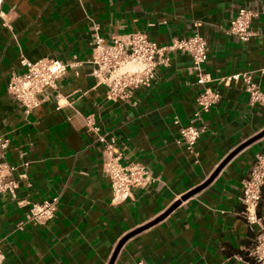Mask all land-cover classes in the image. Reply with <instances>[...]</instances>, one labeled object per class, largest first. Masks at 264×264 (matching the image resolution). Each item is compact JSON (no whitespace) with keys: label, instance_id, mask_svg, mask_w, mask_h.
I'll return each mask as SVG.
<instances>
[{"label":"crops","instance_id":"obj_1","mask_svg":"<svg viewBox=\"0 0 264 264\" xmlns=\"http://www.w3.org/2000/svg\"><path fill=\"white\" fill-rule=\"evenodd\" d=\"M242 8L258 14L246 42L224 33ZM1 9L0 137L19 182L17 199L0 194L3 264H248L258 228L242 219L240 197L264 156V106H250L235 84L212 83L221 99L204 114L206 129L191 153L177 144L174 123L188 125L203 89L189 55L171 52L152 86L128 102L106 98L89 60L92 25L107 42L140 32L158 46L198 33L208 45L205 74L250 71L264 92V0H2ZM20 55L70 64L57 98L29 113L6 91L11 74L21 71ZM88 116L97 134L87 130ZM99 134L114 139L122 163L140 162L151 173V182L119 205L111 200ZM54 196L51 221L19 227L28 209L17 200ZM258 214L264 216V186Z\"/></svg>","mask_w":264,"mask_h":264},{"label":"built area","instance_id":"obj_2","mask_svg":"<svg viewBox=\"0 0 264 264\" xmlns=\"http://www.w3.org/2000/svg\"><path fill=\"white\" fill-rule=\"evenodd\" d=\"M0 0V17H3ZM258 14L245 8L239 9L235 17L224 28V33L238 41H249L255 34L250 28L251 21ZM92 53L89 63L93 66L91 75L98 85L106 89V98L114 102H128L135 91L140 88H150L156 80L157 69L170 65L171 52H181L189 55L192 60L191 72L196 77V83L203 87L195 99V112L190 122L182 126L178 119L177 144L188 152H193L200 135L205 131L204 114L208 113L221 99L220 91L211 88L212 83L235 84L248 94L250 106H264V92L252 79V72H243L231 76L213 79L203 72L202 66L207 59L208 45L204 36L195 33L189 37L173 39L169 45L158 46L145 33H130L115 35L110 41H105L98 34V27H91ZM21 71L11 74L6 86L7 94L12 97L25 113L37 108L42 103L51 100L57 89L58 81L65 75L70 64L56 58H43L31 62L23 55L19 56ZM72 65V64H71ZM264 74V69L260 70ZM57 98V94L55 97ZM87 130L96 134L99 128L93 123V117H86ZM98 142L104 145L105 160L103 170L109 180L112 203L122 204L133 197L135 188H142L151 182L150 171L140 162H121L122 154L115 148L114 139L97 135ZM8 141L0 137V194H7L17 199L18 180L12 177L15 167L4 159L3 153ZM264 156L257 157L248 177L242 183L240 204L241 217L249 225L257 226L254 243L246 250L248 264H264V216L258 214L264 186ZM21 175L20 178H24ZM58 196L29 202L17 200L19 207L27 208L25 220L19 225L33 224L43 226L51 221L58 210ZM4 255L0 250V264ZM135 264H148L137 261Z\"/></svg>","mask_w":264,"mask_h":264},{"label":"water","instance_id":"obj_3","mask_svg":"<svg viewBox=\"0 0 264 264\" xmlns=\"http://www.w3.org/2000/svg\"><path fill=\"white\" fill-rule=\"evenodd\" d=\"M114 257H115V256H114ZM112 262H113V260H112ZM112 262H111V263H112Z\"/></svg>","mask_w":264,"mask_h":264}]
</instances>
